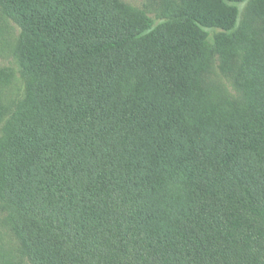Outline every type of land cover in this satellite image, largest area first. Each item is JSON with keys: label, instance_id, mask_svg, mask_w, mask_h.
Returning <instances> with one entry per match:
<instances>
[{"label": "trees", "instance_id": "obj_1", "mask_svg": "<svg viewBox=\"0 0 264 264\" xmlns=\"http://www.w3.org/2000/svg\"><path fill=\"white\" fill-rule=\"evenodd\" d=\"M0 17L23 83L10 95L0 68L7 260L264 264V0H0Z\"/></svg>", "mask_w": 264, "mask_h": 264}, {"label": "rangeland", "instance_id": "obj_2", "mask_svg": "<svg viewBox=\"0 0 264 264\" xmlns=\"http://www.w3.org/2000/svg\"><path fill=\"white\" fill-rule=\"evenodd\" d=\"M124 2L138 6L141 8L146 9L151 16L157 15L159 12H163V10L166 9L167 4L171 0H123ZM174 1V0H173ZM248 6L246 4H243L241 7L242 14L246 13ZM20 32V28L13 23L10 20H5L0 17V68L2 67H12L14 68L16 72V78L15 82L12 86V89L10 90V95H14V97H17V95L21 96L23 94V83L19 76V63L17 60V57L15 56V42L18 38ZM219 61H217L216 65L213 67V75L212 77L214 79H218L220 83H223L227 90H229L232 94H238L235 88L232 85L231 80L219 69ZM8 104L11 103V101L7 102ZM2 223L4 224V221L2 220ZM6 228H4L1 225L0 221V231L3 232V240L0 241V264H25L21 262H17L12 260H7L8 256H4L3 251L7 250V245L4 246L3 242L8 241L6 239L9 238L10 245L11 246L15 241L12 239L11 235H6ZM1 235V234H0ZM2 237V236H1Z\"/></svg>", "mask_w": 264, "mask_h": 264}]
</instances>
